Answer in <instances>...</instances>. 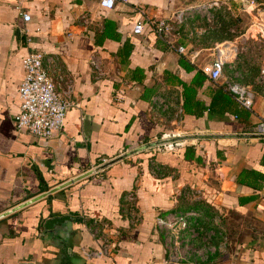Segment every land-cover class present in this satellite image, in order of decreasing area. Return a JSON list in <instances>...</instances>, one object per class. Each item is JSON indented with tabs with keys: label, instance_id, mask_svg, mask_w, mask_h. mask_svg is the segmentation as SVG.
<instances>
[{
	"label": "crops",
	"instance_id": "1",
	"mask_svg": "<svg viewBox=\"0 0 264 264\" xmlns=\"http://www.w3.org/2000/svg\"><path fill=\"white\" fill-rule=\"evenodd\" d=\"M212 1L126 0L108 9L98 0H0V213L132 148L176 138L0 217V264H165L163 235L153 217L158 211L189 208L198 210L203 230L216 233L205 264H264V136L253 133L254 123L264 119V81L259 78L264 34L235 38L238 50L221 77L215 83L201 81L186 109L182 106L181 83L192 84L197 71L204 76L200 66L210 60L214 45L227 40V31L237 28L239 15L250 23L254 19L253 12L239 8L242 0H216V6ZM253 1L264 10V0ZM139 8L153 18L187 11L172 47L147 29L132 33ZM22 14L29 16L27 22ZM198 17L205 23L197 25ZM193 33L200 35L194 39ZM176 45L191 61L176 53ZM32 50L53 58L77 104L49 138L15 126L21 61ZM179 59L192 71L179 67ZM227 81L251 89L250 111L232 98L231 108L215 104L208 109L215 90L225 92ZM184 147L193 148L192 156H185ZM188 188L199 189L202 200L182 197ZM128 190L136 195L140 219L135 225L121 212ZM63 214L71 216L65 241L42 227L46 218ZM229 215L262 227H228ZM96 227L115 248L110 255L87 259L83 251L99 246L90 234Z\"/></svg>",
	"mask_w": 264,
	"mask_h": 264
},
{
	"label": "built area",
	"instance_id": "2",
	"mask_svg": "<svg viewBox=\"0 0 264 264\" xmlns=\"http://www.w3.org/2000/svg\"><path fill=\"white\" fill-rule=\"evenodd\" d=\"M125 1L98 0V4L100 7L112 9L116 3ZM211 4H217V1H212ZM240 6L241 10L247 13L253 12L252 17L254 18L244 33L251 37L257 33L262 36L264 34V10L260 9L253 0H242ZM136 11L141 17L133 23L132 33L141 34L143 30L147 29L168 47L174 45L173 36L177 32L178 26L188 15L186 10H179L171 17L153 18L147 16L140 8ZM202 12H205L204 7ZM21 17L24 22L29 20L27 14H22ZM251 27L259 29L253 32ZM174 49L182 56L187 55L182 45H176ZM237 50V40L214 45L210 53V60L200 66V71L209 81L215 83L221 77L223 66L235 57ZM187 59L191 61L192 58L187 55ZM21 67L22 79L18 86L20 103L14 117L15 126L36 137L49 138L62 128L66 111L77 106L70 98V85L64 81L60 71L54 68L53 58L42 51H28L21 61ZM259 78L264 81V66L259 68ZM222 88L238 106L248 111L251 110L253 93L247 85L227 81ZM253 133L264 136V119H258L254 123ZM181 194L182 197L191 201L202 200L199 189L188 188ZM121 203L123 218L130 225L137 224L140 215L137 211L135 193L128 190L123 195ZM198 217V210L192 208L156 212L153 217V225L163 235L165 264H205L207 262L208 256L214 251L213 247H210L209 241L216 236V233L213 230H203V227L197 222ZM90 234L97 239L99 246L96 249L83 251L84 257L89 259L110 255L115 244L105 236L103 228H93ZM201 234L203 235L201 244L197 245L195 241L201 237ZM17 264H34V262L19 261Z\"/></svg>",
	"mask_w": 264,
	"mask_h": 264
},
{
	"label": "water",
	"instance_id": "3",
	"mask_svg": "<svg viewBox=\"0 0 264 264\" xmlns=\"http://www.w3.org/2000/svg\"><path fill=\"white\" fill-rule=\"evenodd\" d=\"M82 128H83V133L86 134V132L88 131V127H89V122H88V119L86 116H84L82 118ZM176 138H163V139H158V140H155V141H152V142H148L146 144H143V145H140V146H137L135 148H132L131 150H128L122 154H119L118 156L114 157V158H111L110 160H107L106 162H103L95 167H93L92 169L90 170H87L86 172L74 177V178H71L67 181H64L56 186H53L52 188L44 191V192H41L39 194H37L36 196H33L32 198H29L28 200L22 202L21 204L13 207V208H10L8 210H6L5 212H2L0 213V217L6 215V214H9L15 210H17L18 208L22 207V206H25L31 202H34L44 196H46L47 194L49 193H53L83 177H86L88 175H91L92 173L96 172V171H99L101 169H103L104 167L118 161V160H121L122 158L132 154V153H135V152H138V151H141L143 149H146V148H150V147H154V146H157V145H161V144H165V143H170V142H173ZM71 220V216H69L68 214H63L61 216H52V217H49V218H46L42 224V227H43V231L44 233L48 234V235H57V234H61V238L60 240L62 241H65L66 238H67V235H68V227H67V222Z\"/></svg>",
	"mask_w": 264,
	"mask_h": 264
},
{
	"label": "trees",
	"instance_id": "4",
	"mask_svg": "<svg viewBox=\"0 0 264 264\" xmlns=\"http://www.w3.org/2000/svg\"><path fill=\"white\" fill-rule=\"evenodd\" d=\"M177 64L179 67L184 68L186 71H192L191 66L186 65L183 60H178ZM204 79L208 80L205 76H202L198 71L195 72V76L192 78V84L186 85L181 83L182 87V106L184 109H186V106L190 102V99L195 95V86L199 84L201 81ZM209 81V80H208ZM222 105L223 107L231 108L234 104L233 100L231 97L223 92L222 90L218 89L215 90V94L213 98L209 101L208 109L212 110L214 108V105ZM218 109V107H217ZM183 152H185V156H192L193 154V148L192 147H184Z\"/></svg>",
	"mask_w": 264,
	"mask_h": 264
},
{
	"label": "rangeland",
	"instance_id": "5",
	"mask_svg": "<svg viewBox=\"0 0 264 264\" xmlns=\"http://www.w3.org/2000/svg\"><path fill=\"white\" fill-rule=\"evenodd\" d=\"M219 2V1H218ZM218 2H217V4H218ZM217 4H215V5H213V6H216ZM215 8H217V7H215ZM239 8L241 9V6H239ZM249 9V8H248ZM242 13V12H241ZM244 14V13H243ZM201 17H198L197 19V21L195 22V23H197V25H202L203 23H205V20H202V19H200ZM239 19V21L237 22V28L234 30V31H232V32H229V31H227V42H229V41H233L235 38H237L239 35H241V34H243L245 31H246V29L248 28V26H249V24H250V21H248V19H247V17H246V15H239V17H238ZM210 20V19H209ZM215 20V18H211V22L212 21H214ZM207 23H210V22H208V21H206ZM228 25H229V23H228ZM200 35V34H199ZM198 34H195L194 35V33L192 34V38H194V39H196V38H198V36H199ZM235 40H237V39H235ZM242 41H245L243 44L246 46V47H248V40L246 39H243ZM225 42V41H224ZM218 43H221V42H218ZM261 43V42H260ZM263 44V43H262ZM261 44V45H262ZM249 46H251V44L249 45ZM259 51H261V49H259ZM208 52V51H207ZM210 52V51H209ZM263 53L262 52H259L258 54H257V57H259V56H261ZM260 62V61H259ZM235 215V214H234ZM236 216V215H235ZM228 220H229V223L227 224V226L228 227H231L233 224H235V223H237L238 224V227L239 228H241L242 226H244V227H249V226H252L254 229H261V225L259 224V223H257L255 220H252V219H247V218H242V217H234L233 215H229L228 216ZM241 230V229H240Z\"/></svg>",
	"mask_w": 264,
	"mask_h": 264
}]
</instances>
